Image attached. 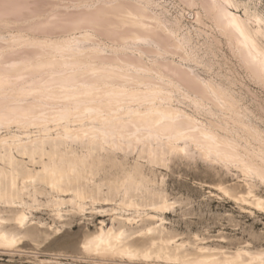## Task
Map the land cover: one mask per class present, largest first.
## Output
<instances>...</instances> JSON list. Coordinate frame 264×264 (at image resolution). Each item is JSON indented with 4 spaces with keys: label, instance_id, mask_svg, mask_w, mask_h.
Listing matches in <instances>:
<instances>
[{
    "label": "rangeland",
    "instance_id": "rangeland-1",
    "mask_svg": "<svg viewBox=\"0 0 264 264\" xmlns=\"http://www.w3.org/2000/svg\"><path fill=\"white\" fill-rule=\"evenodd\" d=\"M10 1L0 0V52L9 56L0 67L34 54L0 80V168L15 184L13 196L0 195V232L14 236L0 245V264H211L200 258L264 255V209L241 197H264V176L244 167L264 170V80L201 1ZM233 1L242 17L264 20V0ZM116 2L143 6L162 40L112 35L109 22L68 23ZM110 70L123 78L97 80ZM76 71L85 74L78 83L51 81ZM14 103L31 106L15 114ZM143 110H169L215 142L131 124ZM222 144L238 157L224 158ZM101 228L121 231L126 252L86 247Z\"/></svg>",
    "mask_w": 264,
    "mask_h": 264
},
{
    "label": "bare ground",
    "instance_id": "bare-ground-1",
    "mask_svg": "<svg viewBox=\"0 0 264 264\" xmlns=\"http://www.w3.org/2000/svg\"><path fill=\"white\" fill-rule=\"evenodd\" d=\"M22 1H20V2H22ZM24 1H26V0H24ZM185 1H188V2L191 1L192 2V0H185ZM200 1H201V5H203V8H205V10L207 12L209 11L210 14L212 13L214 15V18L217 21V24L220 26V28L222 30L228 32L230 37H232L233 40L236 41L235 43H237L239 46V48H238L239 53H241L240 55H242L244 57L245 62H246V66L248 65V67H250L251 70H253L254 73L259 77V79L261 78L264 80V46L261 47L257 41L258 38L264 39V20H262V17L256 16V15L253 16V18H251L249 15H245V17H242L243 15L241 16L240 14H238V12L236 10L237 5L233 0H200ZM5 2L7 3V1H5ZM10 2H9V5H10ZM6 3L4 5H6ZM137 3L138 2H135V3L134 2H129V3L116 2V3L112 4L111 6L101 5V6H99V8H97V10H94V11L93 10L85 11V9H84V11L83 10L81 12L78 11L79 13H77L76 15L71 17L68 20V23L71 24L72 27L96 25L94 27L97 28L98 24H106L109 22L110 25L109 26L107 25L106 27H108L110 29L107 31V28H106V31L112 32V35H114L113 33L116 34L117 31H120L119 33L121 34L122 30H127L129 35H130V36L129 35L128 36L132 37L133 39L139 38L142 34H144V36H146V37L151 36L155 40H159V39L162 40V38L164 36H162V38H161V35L158 34L159 33L158 31H160V30L157 31V29H156V27L160 28V26H161L159 21L157 22V20L155 19V16L153 17V16L148 15V12L146 11V9ZM190 5H191V3H190ZM20 7H22V6H20ZM106 7H109L110 9L112 8L114 10V12H109L108 8H106ZM4 8H5V6H4ZM108 13L110 15H108ZM66 14H68V13H66ZM70 15H71V13H70ZM250 24H253V26ZM102 27L103 26H101V28ZM92 29H94V28H92ZM100 31H101V29H100ZM119 33H117V34H119ZM122 33H124V31ZM225 34H227V33H225ZM162 35H164V34H162ZM126 36L122 37V39L126 38ZM129 37H127V38H129ZM168 37H169V35H168ZM117 38H118V36H117ZM126 41H127V39H126ZM169 43H171V42H169ZM163 47H165V46H163ZM41 53H42V51L39 52L38 54L37 53L36 54L40 55ZM33 54L34 53L21 54V57L18 59H12L11 58L8 60L6 59L3 62L6 64V66H8L7 69H10L12 67L14 68L20 62H25L26 61L25 59L29 58ZM3 56H8V55H4V53L0 52V57H3ZM38 57H40V56H38ZM8 58H9V56H8ZM41 61H39V62H41ZM55 62H56V59L55 60L51 59V61L46 62V64L49 63L52 66V64H54ZM63 62H64L63 63L64 65L65 64L66 65H73L75 63L74 61H72V59H67ZM42 63L41 64L39 63V64L40 65L45 64V62H42ZM39 64H36V65H39ZM38 67H41V66H38ZM151 68H152V66H151ZM7 69H5L4 67H0V80L6 79L7 73H5L6 72L5 70H7ZM10 71H11V69L7 72H10ZM95 71H97V69H95ZM102 71H105V69ZM110 71H112V70H110ZM11 72H13V71H11ZM112 72H114V71H112ZM124 74L129 75L127 73H124ZM179 74L182 75V73H179ZM83 75H85L83 72H79V71L77 72L76 71V73L74 72L70 75L67 74V75H63L61 77L56 76L55 78H51V81H53L54 84H55V82L59 83L58 86L60 85V83L63 84V82L66 83L67 81H71L73 83H76L78 80H80L81 77L83 78ZM122 75H123V73H120V72H116V73L114 72L113 75H110V74L109 75H106V74L103 75V72H102V74L99 73L98 75H96V77H97V80H105V81L106 80L107 81L113 80L116 82L117 81L116 78H118V77H120V79L123 78V77H121ZM187 75H189V74H187ZM187 75H186V77H184V79H185L184 81H186ZM23 76H25V75H23ZM19 77L20 76H18L17 78H19ZM26 77H27V75H26ZM114 79H116V80H114ZM187 82H188V79H187ZM62 84L59 88H62ZM191 84H192V82H191ZM196 85L199 86V84H196ZM28 90L31 92L33 91L32 88H29ZM202 91H203V89H202ZM10 105H11L10 109L12 110V113H15V114L18 112H24L27 109L26 106H28V104H26V106H25V104H18V103L17 104L14 103V104H10ZM30 106H28V108ZM31 112H32V108H31ZM34 112H35V109H34ZM170 113L171 112L169 110H161V115H154L149 110L137 111L134 115L135 117L133 116L132 120H130V121H132L131 124H133L137 127L138 126H144V125L150 126L154 130H157L160 132L174 133V136L175 135L179 136V138H181V136H183L186 140H191V141L193 140L196 142L197 141L198 142H210V143L215 142V138L212 137L206 130H204L202 128H196L195 125L193 123H191V121L186 120V119H176V118L170 119ZM4 114H7V111L2 113L3 116H4ZM124 124H125V122H124ZM127 124H129V123H127ZM88 131H89V129H83L82 132H80V134L82 135L84 133H88ZM76 134H77V132H76ZM80 137H82V136H80ZM172 148L174 149V147H172ZM221 149H222L221 154L224 158L230 157V156L231 157H235V156L238 157L237 152L235 150L230 149V146L228 144H222ZM241 161H243V160L241 159ZM244 167L247 168L249 171L253 172L254 174L258 175L259 177L264 176V170L262 169L261 166L254 165L252 163L251 164L245 163ZM2 180H5V182L2 183ZM73 188H75V187H73ZM14 190H15V184H14L13 180H10L8 177H6V174L3 170V168H0V195L1 196H5V195L13 196ZM75 192L80 193L79 190H76ZM247 194H248V196H241L243 198L242 200H245L249 204L253 205V207H255L256 209H264V197L257 196L256 194H253L251 191H248ZM25 217L26 216L24 213L20 214L17 217V223L20 226H22L24 224ZM121 234H122L121 231L120 232H113L111 228H109L107 230H104L101 228L100 231L91 238V240L88 242V245L86 247H92V249H94V250L104 251V252H118V251L126 252L125 249L122 248L123 243L120 239ZM13 242H14V236L8 235L4 232H0V245H4V246L10 245ZM89 250H90V248H89ZM244 255L246 257L243 258ZM200 261L206 262V263H211V264H264V255H262L261 252L260 253H257V252L252 253L250 251H245L243 253L237 252L233 255L226 256L223 260H221L215 256H203L200 258Z\"/></svg>",
    "mask_w": 264,
    "mask_h": 264
}]
</instances>
